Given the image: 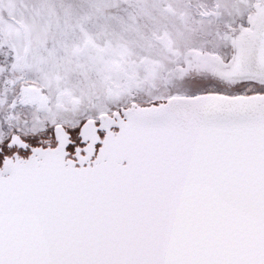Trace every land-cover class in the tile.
I'll use <instances>...</instances> for the list:
<instances>
[{
  "label": "snow or ice",
  "instance_id": "obj_1",
  "mask_svg": "<svg viewBox=\"0 0 264 264\" xmlns=\"http://www.w3.org/2000/svg\"><path fill=\"white\" fill-rule=\"evenodd\" d=\"M0 264H264V0H0Z\"/></svg>",
  "mask_w": 264,
  "mask_h": 264
}]
</instances>
